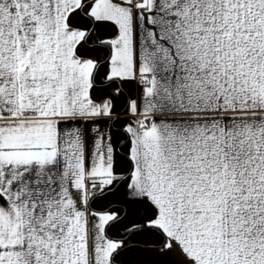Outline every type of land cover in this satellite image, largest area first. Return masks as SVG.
Masks as SVG:
<instances>
[{"label":"snow or ice","instance_id":"1","mask_svg":"<svg viewBox=\"0 0 264 264\" xmlns=\"http://www.w3.org/2000/svg\"><path fill=\"white\" fill-rule=\"evenodd\" d=\"M117 187L146 218L112 236ZM145 232L153 264H264V0H0V264Z\"/></svg>","mask_w":264,"mask_h":264},{"label":"crops","instance_id":"2","mask_svg":"<svg viewBox=\"0 0 264 264\" xmlns=\"http://www.w3.org/2000/svg\"><path fill=\"white\" fill-rule=\"evenodd\" d=\"M95 37V33L93 34ZM101 36L109 35L107 32H101ZM100 58L102 59V53H100ZM104 91V86L102 84H98L97 88L94 90V95L100 94L102 95ZM125 94V95H124ZM128 94L136 95V85L132 84L131 87H125L122 90V96L119 99V102L116 105L117 111L123 113L124 112V97ZM118 119L123 120L126 119L124 115H120ZM117 129H113V132H116ZM120 188L117 187L114 190V194L112 195V202L123 208V215L121 216V220L119 221L120 230L126 231L129 227L132 226L133 223H139L145 220V214L141 211L139 213L132 212L127 209L126 206L121 202ZM113 210H116L112 208ZM153 256L154 250L152 248L146 249H129L120 253L117 257V261L119 264H153Z\"/></svg>","mask_w":264,"mask_h":264},{"label":"trees","instance_id":"3","mask_svg":"<svg viewBox=\"0 0 264 264\" xmlns=\"http://www.w3.org/2000/svg\"><path fill=\"white\" fill-rule=\"evenodd\" d=\"M93 35V39H94ZM102 59H103V53H102ZM125 95V94H124ZM114 194V190L105 198L104 201H102L100 204H98V207H108V208H114L116 211H119L121 216L123 215V208L116 203L112 202V195ZM108 201H111V203H108ZM110 235L117 236V235H128L127 231L120 230L119 222H117L115 225H113L110 228ZM151 236L148 235L147 232L145 233H138L135 236H132L133 243L128 245L125 249H123L121 252L129 249H146L151 248L150 242H151ZM119 264V263H118Z\"/></svg>","mask_w":264,"mask_h":264}]
</instances>
